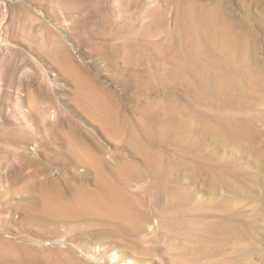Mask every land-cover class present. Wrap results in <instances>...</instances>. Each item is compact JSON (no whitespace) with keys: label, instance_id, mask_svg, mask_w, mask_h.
Returning <instances> with one entry per match:
<instances>
[{"label":"rangeland","instance_id":"374dc122","mask_svg":"<svg viewBox=\"0 0 264 264\" xmlns=\"http://www.w3.org/2000/svg\"><path fill=\"white\" fill-rule=\"evenodd\" d=\"M96 2L68 17L58 11L59 0H0V264H111V255L117 264L175 263L177 249L154 216L144 223L141 248L124 247L134 237L122 233V243L105 253L91 239L99 228L81 233L62 224L30 223L43 214L51 183L76 186L78 180L64 171L93 169L91 155L110 176L128 170L123 177H130L126 190L133 196L148 200L143 188L169 171L167 182L182 189L207 220L226 218L223 237L203 238L204 264H264V89L233 93L232 102L208 93L211 101L193 104L181 82L169 77L175 51H183L168 38L182 25L180 9L213 7L221 12L216 15L241 25L237 30L245 33L247 51L254 48L252 65L264 68V0ZM198 86L190 80L191 91ZM164 106L172 109L174 121L182 119L183 129L161 127ZM101 110H109L111 120L104 121ZM210 115L247 125L243 136L249 139L233 143L205 135L202 124ZM93 172L85 178L90 186ZM141 209L146 213V206ZM150 235L160 250H149V258L143 250L150 247ZM83 238L91 240L89 248L81 246Z\"/></svg>","mask_w":264,"mask_h":264},{"label":"bare ground","instance_id":"6f19581e","mask_svg":"<svg viewBox=\"0 0 264 264\" xmlns=\"http://www.w3.org/2000/svg\"><path fill=\"white\" fill-rule=\"evenodd\" d=\"M59 1L63 4V9L57 8L58 11L64 10L63 12H65L68 17H71L72 13L75 11L86 10L85 8L89 5L88 1L91 0H87V3H85L86 0ZM93 1H97V5H100L101 2H103V0H99L101 2L98 0ZM58 11L56 12L55 10L56 15ZM217 13L221 14L219 10H216L213 7L205 9L188 5L187 7L180 9L181 19H183L182 25L179 26L176 24L174 30L168 34L170 40L174 39L180 43V46L182 47L181 50L183 51L181 53L179 52V49L178 51H175L174 49L176 46L172 49L177 53V59L174 62L175 71L172 74H169V77L171 81L179 80L181 82L185 87L184 96L189 101H192L193 104L197 101H199V104L200 101H202L203 104L206 101H211L206 95L208 93L209 97L212 94L219 100L221 98L222 100L224 99L232 102L233 93L245 96L249 91H256L258 87L264 89V76L263 72H261L264 68L252 65L250 55L254 54V48H250L247 51L245 33L241 34L237 30L241 28V25L231 23L226 19L225 15H216ZM179 27L182 28L180 29ZM155 74H157V72ZM150 76L151 74L147 73L145 80L147 81ZM254 77H256L258 81L255 80ZM134 78L137 80V76ZM191 79H194L199 84L197 92H193L190 89ZM160 83H163V80H160ZM165 84L163 83V86L166 88L164 90H167ZM92 97L93 96L91 95V98ZM92 99H94V97ZM100 101L101 99L98 100L99 103H101ZM217 105L210 102L208 106H211L213 109L214 106H216L217 109H219ZM232 105H234V102ZM101 106L103 107L102 103ZM108 108L110 107L108 106ZM164 109L165 112L161 118V127L164 130L175 132L177 128L183 129V127H185V124L180 117V121H174L175 119L171 108L164 106ZM174 110L175 108H173V111ZM102 111L103 110H101V112ZM107 111L110 112L109 110ZM107 111H103L105 112V117L103 118L106 120H101H111ZM208 113L210 114V112ZM153 117L154 119H157L155 113ZM110 122V124L114 126L113 122H116V120ZM246 126L242 122L232 123L228 118L225 116L223 117L222 115H210L202 124L205 135L211 132L213 135L219 138L229 139V141H232L233 143L235 140L249 139V136H243L245 135L243 132L246 129ZM197 141H199V139ZM89 158H91L90 160L93 162V164H91L93 166L91 168L93 169H90L89 167L83 172H77V170L72 169V171L70 169L67 170L66 168L64 171L65 173L70 174V177L73 179L78 180L76 186H69L68 181H63V178L61 179L63 182L60 183L55 181L52 184L50 182L51 185L44 197V212L41 217L29 218L30 223L33 222L43 227H46L48 224L53 225V227H57V224H62L68 232L80 231L81 233H89L93 228H99L100 230L94 234L91 239L94 238L92 242H100L101 246L104 245L103 253H105L112 250L114 246L122 243L120 241L122 240V233L124 236L126 234L134 237L132 240L126 239V241L123 242L124 247L131 246L134 248H141L140 242L145 241L142 240V234H144L145 230L144 223H149L151 220L150 216H154L158 220L159 225L163 228V230H160L161 233L168 236V238H171V243H173L177 249L175 253L177 259L174 264H204L203 258L207 255V253H205L206 246L203 242L204 236L216 239L217 241V239L224 236L226 229L228 230V225L225 224L227 221L226 218H223V220L215 219L214 221H211L210 219L207 220L202 213L198 212V209L194 205H191V199L189 198V200L186 197L182 192V189L171 185L172 182H167V174L169 171L164 173L163 178L160 177L163 181H161L162 179H158V182L155 181L152 182V184L148 182L149 185L143 188L146 195L149 196V199L147 200L145 199L146 197L140 198L139 195L133 196L126 190L127 187L132 186L128 181L130 177L127 179L123 177L126 170L124 171L123 169L120 170L115 168L116 171L111 173L110 176V174H108L109 172H107L105 167L102 166L101 159L97 160L92 155L88 157V160ZM122 164L124 165L125 163ZM128 166H130V164ZM121 167L123 166L121 165ZM157 168L159 169L160 167ZM160 170H162V168ZM91 171H94V186H90L85 182V178L91 175ZM44 174L46 173L44 172ZM134 174L137 175V173ZM132 179H134V176ZM54 180L58 181L56 178ZM134 181L132 182L135 183ZM140 188L137 187L134 189L133 193L140 191ZM164 195L167 198L162 199ZM141 206H146V213L141 209ZM153 232L154 230L151 233ZM147 239L150 240L151 244H149L150 247L147 248L148 250H143V252L147 255L149 254V256L146 257L150 258L151 253L149 250L156 249L153 245L154 236L150 235ZM176 240L177 244L175 243ZM92 242L87 238L80 239L82 247L86 246L89 248V245ZM157 249L160 250L158 247ZM122 254H124V252ZM141 254L139 258H141ZM170 254V252H167L166 256H170ZM111 256V259L113 260L111 264H117L119 259L113 255Z\"/></svg>","mask_w":264,"mask_h":264}]
</instances>
